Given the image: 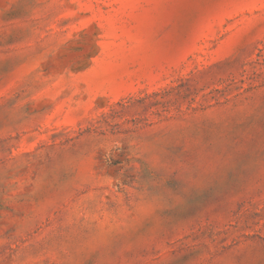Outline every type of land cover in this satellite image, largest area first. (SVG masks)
I'll return each mask as SVG.
<instances>
[{"label":"rangeland","instance_id":"1","mask_svg":"<svg viewBox=\"0 0 264 264\" xmlns=\"http://www.w3.org/2000/svg\"><path fill=\"white\" fill-rule=\"evenodd\" d=\"M0 264H264V0H0Z\"/></svg>","mask_w":264,"mask_h":264}]
</instances>
